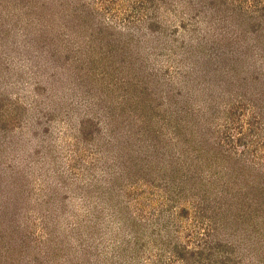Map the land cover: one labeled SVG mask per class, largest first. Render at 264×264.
Wrapping results in <instances>:
<instances>
[{
    "label": "rangeland",
    "instance_id": "rangeland-1",
    "mask_svg": "<svg viewBox=\"0 0 264 264\" xmlns=\"http://www.w3.org/2000/svg\"><path fill=\"white\" fill-rule=\"evenodd\" d=\"M0 264H264V0H0Z\"/></svg>",
    "mask_w": 264,
    "mask_h": 264
},
{
    "label": "trees",
    "instance_id": "trees-1",
    "mask_svg": "<svg viewBox=\"0 0 264 264\" xmlns=\"http://www.w3.org/2000/svg\"><path fill=\"white\" fill-rule=\"evenodd\" d=\"M80 28H81V27H80ZM80 28H79V29H80ZM93 34H94V33L91 34L92 37L94 36Z\"/></svg>",
    "mask_w": 264,
    "mask_h": 264
}]
</instances>
